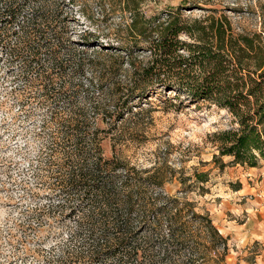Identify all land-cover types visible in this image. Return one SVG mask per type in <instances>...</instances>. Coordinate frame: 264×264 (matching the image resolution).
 <instances>
[{"label":"trees","instance_id":"trees-1","mask_svg":"<svg viewBox=\"0 0 264 264\" xmlns=\"http://www.w3.org/2000/svg\"><path fill=\"white\" fill-rule=\"evenodd\" d=\"M122 4L124 37L92 47L90 32L70 29L64 0H0V64L23 115L14 143L28 155L19 225L54 264H200L225 242L211 218L167 193L159 168L106 157L102 143L133 100L172 88L232 115L235 127L211 135L216 162L264 161V23L235 30L214 9L144 17Z\"/></svg>","mask_w":264,"mask_h":264},{"label":"rangeland","instance_id":"rangeland-1","mask_svg":"<svg viewBox=\"0 0 264 264\" xmlns=\"http://www.w3.org/2000/svg\"><path fill=\"white\" fill-rule=\"evenodd\" d=\"M122 1L64 0L74 16L70 29L90 32L88 46L115 43L124 37L131 18ZM133 1L144 17L182 6L183 16H203L209 9L216 15L226 14L235 30L260 31L264 23V0ZM74 37L79 40L77 34ZM6 69L1 63L0 264H54L40 255L43 245L33 238L34 231L19 225L26 218L21 213L20 179L29 174L23 167L28 155L14 143L23 138V115L13 95L6 93L11 86ZM132 102L117 130L104 139L105 156L115 152L130 166L159 168L167 179L163 186L167 193L192 202L195 211L211 218L225 242L217 244L200 264H264V161L249 166L232 162L228 155L221 157L223 165L214 160L217 150L211 135L235 127L232 115L208 101H190L172 88L160 87L157 93ZM34 142L31 139L32 146ZM196 173H205L206 180L198 181Z\"/></svg>","mask_w":264,"mask_h":264}]
</instances>
